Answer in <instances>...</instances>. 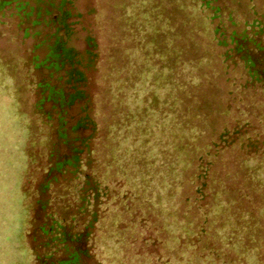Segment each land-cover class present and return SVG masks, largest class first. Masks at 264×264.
<instances>
[{
  "label": "rangeland",
  "instance_id": "1",
  "mask_svg": "<svg viewBox=\"0 0 264 264\" xmlns=\"http://www.w3.org/2000/svg\"><path fill=\"white\" fill-rule=\"evenodd\" d=\"M63 1L0 0V264L51 263L41 228L54 220L75 234L84 230L90 218L80 210L85 175L113 191L111 209L89 242L98 244V253L85 264H146L171 248L184 264H204L212 252L229 259L220 264L243 258L259 264L256 254L264 264V221L257 228L246 219L248 199L239 197L257 190L251 171L237 147L213 154L217 137L245 122L264 137V97L242 95L245 74L224 62L233 31L250 33L254 21L264 25V0H215L209 7L206 0ZM61 12L72 14L68 48L83 53L88 36L98 44L97 67L78 66L89 78L98 138L79 180L55 173L59 181L40 191L58 152H66L57 143L54 112L47 117L50 103L38 106L49 95L41 83L63 85L60 72L48 69L57 60L46 62L57 27L48 22ZM218 26L223 35L215 33ZM79 112L75 104L69 115L78 119ZM207 167L211 194L198 205ZM146 230L153 239L144 243ZM63 258L58 252L53 261Z\"/></svg>",
  "mask_w": 264,
  "mask_h": 264
},
{
  "label": "trees",
  "instance_id": "2",
  "mask_svg": "<svg viewBox=\"0 0 264 264\" xmlns=\"http://www.w3.org/2000/svg\"><path fill=\"white\" fill-rule=\"evenodd\" d=\"M43 1L37 0V3H42ZM212 1L215 0H206L208 7ZM63 2L65 4L66 0ZM6 3L7 1H4L1 4V8ZM22 8L24 6L18 7V11ZM49 13L47 12L48 15H50ZM61 15L57 22L56 20L48 22V25L53 23L57 27L52 35L54 41L50 47L49 59L46 62H49L50 59L57 60L55 64H50L48 69L51 70L54 66V70L60 72L58 81L63 85L61 87L60 85H53L50 81L41 83L40 87L44 92L49 91V95L46 96L43 94V98L39 101L38 106L42 110L45 102L50 103L51 111L47 113V117L51 120L53 114L56 116L58 122L57 143L66 147V152L64 154H59L58 152L55 162L52 164L50 172L48 173L49 179L41 185L40 191H46L49 189L51 183H57L59 181L58 175L71 174L73 177L69 178V181L79 180L77 175L81 173L84 162L88 160L86 164L88 166L93 161L91 156L95 153L93 148L94 141L98 138L97 123L91 117L92 97L86 90L90 85L89 78H87L84 70L78 68V66L85 67L86 69H95L97 67L98 44L95 38L88 36L86 39L87 48L83 53L78 52L75 48H68L67 38L70 37L73 31L68 21L72 14L71 12H61ZM250 28V33L245 29L241 33L233 31L230 34L229 39L232 47L225 52L224 62L229 68L233 66L235 71L238 69L245 74V77L242 78L243 81L240 82L242 95L245 96L246 93L250 92L261 94L264 97V25L260 21H254ZM222 29L221 26L216 27L215 33L220 32ZM221 34H224L223 30ZM218 44L226 45L227 41L218 40ZM42 65L37 66L41 67ZM140 94L142 93H137V103H141L143 94L142 96ZM75 104H78L80 108L78 119L69 115L71 108ZM262 104L264 105V103ZM52 112L54 113L52 114ZM42 113L44 114L45 112ZM252 127L250 122H245L241 126H235L231 130L226 129L223 131L217 137L220 142L215 144L219 150L213 154L217 155L219 151L237 147L239 154L243 157H240V159H242L243 164L251 171L252 182L254 181L257 186V190L253 192L247 190V192L244 191L245 193L243 192L239 195L243 201H247L248 199L249 209H244V215L246 219H253L255 221L254 226L260 228L258 221H264V160H261L264 158V137L260 133H255L257 131L256 129L251 130L253 129ZM207 164L211 169L214 161H210ZM209 168H203L202 170L201 177L204 181L197 189V195L194 198L197 204L203 202L205 198H209L211 194L210 186L207 182ZM55 173L58 175H55ZM51 175L53 176L51 177ZM83 185V188L86 187V189L83 191L81 197L82 205L80 210L83 212V215L89 214L90 216L86 222L87 225H85L82 232L77 234L74 233L75 228L73 226L68 228L56 220H54L52 226H43L41 228V236L46 239L45 246L50 251L45 257L47 260H51V263L43 264H85L84 258L90 259L93 253H98V244L94 243L92 245L89 242L96 238V230H98L100 221L111 209L108 210L106 207L111 202L113 191L109 184H103L96 176L85 175ZM102 207H105V209ZM43 209H45V204ZM49 217L52 218V215L50 214ZM211 218L212 214L206 215V221ZM249 221L247 222L249 223ZM166 224L169 226V222ZM146 233L147 236L142 240L144 243L153 239V235H150L148 230H146ZM219 235L222 236L221 239L223 240L226 238L223 230L219 232ZM157 237L159 239L156 240L157 245L163 246L165 240L161 239L160 236ZM58 252L62 253L64 258L53 261V257ZM172 252L173 249L171 248L170 254L165 258L163 254H158L155 258L148 259L146 264H184L185 258L182 256L181 258L175 259L172 256ZM140 253L137 252L136 256L141 257ZM145 253L147 254V258H150L151 251L149 248H147ZM212 253H214L213 257L204 261V264H220L219 262L221 260H229L218 256L216 252ZM255 257V261L261 264L262 261L259 255L256 254ZM243 261H245L244 258L239 260L241 264H244ZM247 261L249 262V260ZM96 264H106V261H98ZM196 264L200 263L197 262ZM223 264L227 263L223 262Z\"/></svg>",
  "mask_w": 264,
  "mask_h": 264
}]
</instances>
